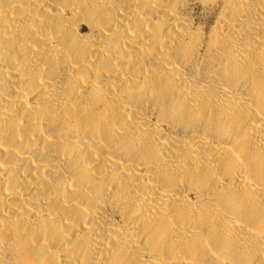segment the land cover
Here are the masks:
<instances>
[{
  "label": "bare ground",
  "instance_id": "1",
  "mask_svg": "<svg viewBox=\"0 0 264 264\" xmlns=\"http://www.w3.org/2000/svg\"><path fill=\"white\" fill-rule=\"evenodd\" d=\"M0 264H264V0H0Z\"/></svg>",
  "mask_w": 264,
  "mask_h": 264
}]
</instances>
